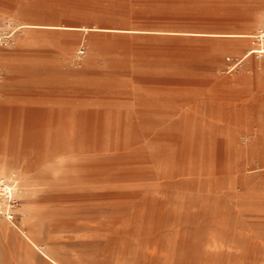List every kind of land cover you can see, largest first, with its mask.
Segmentation results:
<instances>
[{
    "label": "rangeland",
    "instance_id": "374dc122",
    "mask_svg": "<svg viewBox=\"0 0 264 264\" xmlns=\"http://www.w3.org/2000/svg\"><path fill=\"white\" fill-rule=\"evenodd\" d=\"M262 29L264 0H0V264H46L25 230L68 264H264Z\"/></svg>",
    "mask_w": 264,
    "mask_h": 264
},
{
    "label": "bare ground",
    "instance_id": "6f19581e",
    "mask_svg": "<svg viewBox=\"0 0 264 264\" xmlns=\"http://www.w3.org/2000/svg\"><path fill=\"white\" fill-rule=\"evenodd\" d=\"M242 34H245L249 37H252L253 38H256V39H253L255 40L254 43H257V44H253L249 49H248V52L244 55V57H248L249 55H251L252 53H257L260 54V55H263L264 53V29L261 30V33L260 34H255V33H246V32H243ZM252 41V40H251ZM25 110V109H24ZM23 114V113H22ZM21 114V116H22ZM225 140V139H224ZM15 170L12 169V167L0 160V184H1V188L4 190L3 193H7L8 195H13V188L11 185H9L8 183H6L5 181V178L7 176H9L10 174H12ZM1 189V190H2ZM12 216V215H11ZM26 233V232H25ZM27 234V233H26ZM38 248L43 252V254L46 256V259L48 262H51V261H56L52 255L48 252H45L43 250V247L41 246H38ZM58 264H64V263H61L60 261H56Z\"/></svg>",
    "mask_w": 264,
    "mask_h": 264
},
{
    "label": "crops",
    "instance_id": "0c3cea01",
    "mask_svg": "<svg viewBox=\"0 0 264 264\" xmlns=\"http://www.w3.org/2000/svg\"><path fill=\"white\" fill-rule=\"evenodd\" d=\"M259 67L261 68V70L264 71V61H262L260 64H259ZM26 232V233H24ZM22 232L23 233V236H24V240L26 242V245H27V248L30 252H35V253H38L40 252L41 254H43V252L38 248V246H41L43 247V250L45 252H48L52 255V257L56 260V261H60L61 263H64V264H68L58 258H56L49 250L48 248L45 247V245L42 243V242H39L38 239L30 232L28 231H24ZM43 256L45 257V262L46 264H58L56 261H51V262H48L47 259H46V256L43 254Z\"/></svg>",
    "mask_w": 264,
    "mask_h": 264
},
{
    "label": "built area",
    "instance_id": "2783aa9c",
    "mask_svg": "<svg viewBox=\"0 0 264 264\" xmlns=\"http://www.w3.org/2000/svg\"><path fill=\"white\" fill-rule=\"evenodd\" d=\"M263 48H264V46H263ZM238 63H239V62H235V63H233V64L231 65V69L235 68V67L238 65Z\"/></svg>",
    "mask_w": 264,
    "mask_h": 264
}]
</instances>
